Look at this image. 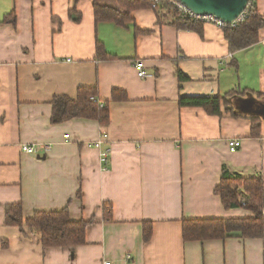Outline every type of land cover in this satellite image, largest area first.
I'll return each instance as SVG.
<instances>
[{
    "label": "crops",
    "instance_id": "1",
    "mask_svg": "<svg viewBox=\"0 0 264 264\" xmlns=\"http://www.w3.org/2000/svg\"><path fill=\"white\" fill-rule=\"evenodd\" d=\"M93 2L0 0V264H264V235L185 242L181 227L252 217L225 209L214 189L224 170L264 185V28L256 44L230 51L213 24L179 29L151 9L132 11L123 26L96 23ZM255 4L264 16V0ZM98 42L108 59L97 57ZM138 60L151 77L137 76ZM80 87H96L107 102V126L51 122L52 100L74 99ZM113 90L126 100L112 101ZM217 96L242 117L178 104ZM102 135L101 149L88 146ZM231 140L240 141L234 152ZM23 145L41 146L43 156ZM15 204L24 220L66 208L71 221L88 223L84 244L43 248L37 233L6 225ZM143 222L152 223L147 242Z\"/></svg>",
    "mask_w": 264,
    "mask_h": 264
},
{
    "label": "trees",
    "instance_id": "2",
    "mask_svg": "<svg viewBox=\"0 0 264 264\" xmlns=\"http://www.w3.org/2000/svg\"><path fill=\"white\" fill-rule=\"evenodd\" d=\"M93 9L96 23L110 21L123 26L128 22L132 11L151 9L156 12L160 24L167 19L169 24L176 28L188 29L196 33H201L203 24L181 14L173 5L172 0H158L156 4L152 0H117L116 7L100 5L97 0H94ZM10 15L5 17L3 21H11ZM262 28H264V16L257 12L255 1L250 2L237 26L233 29H223L229 50L236 51L253 46L258 42V32ZM96 55L101 60L109 58L100 42L96 44ZM177 74L180 80L184 79L179 72ZM96 96V87H80L74 99L65 96L54 98L52 100L51 122L57 124L80 118L96 120L102 127L107 126L109 122L108 104L98 101ZM111 99L112 101H124L126 95L123 92L113 90ZM178 104L180 107L202 108L207 114L215 116L221 115V106H224L225 111H231L234 117H242L232 111L229 107V101L224 97L180 98ZM248 119L252 124V136L257 135L258 118L253 116ZM214 194L220 198L225 209L244 208L252 213V217L182 220V238L185 242H202L235 237H263L264 185L260 176L230 175L224 170L220 183L214 189ZM87 224L84 221H71L66 208L56 212H36L26 220L23 218L22 208L19 204L10 205L6 208V225L18 227L21 231L27 229L29 232L37 233L43 248L83 245ZM142 226L143 240L147 242L151 237L152 223L143 222Z\"/></svg>",
    "mask_w": 264,
    "mask_h": 264
},
{
    "label": "built area",
    "instance_id": "3",
    "mask_svg": "<svg viewBox=\"0 0 264 264\" xmlns=\"http://www.w3.org/2000/svg\"><path fill=\"white\" fill-rule=\"evenodd\" d=\"M152 1L154 2V4H156L158 2V0H152ZM253 1H255V0H249L248 5L250 2H253ZM172 2H173V5L177 8V10L181 14L186 15L190 18H193L194 20L199 21L201 23L213 24L214 26H216L220 29H224V28L233 29V28H235L237 26L238 22H240L242 20V18L244 16V12H245L244 11L243 14L237 20H235L231 23H225L221 19H219L215 16H212V15H195L193 12H191L188 8H186L180 2H178L176 0H172ZM134 68L137 72V76L140 79H145V78L152 76L151 74H149L145 71L143 61H140V60L135 61L134 62ZM104 139H105V135H102L98 141H96L92 144H89L88 146L99 150V149H101V146L104 143ZM239 146H240V141H238V140H231L228 142V147H229V150L231 152H234L236 149L239 148ZM42 149H44L46 151V150H48V146H45ZM21 150L23 153L28 154V155L33 156V157L40 158L41 156H43L40 152L41 146H36V145L35 146H24L23 145L21 147ZM100 159H101V162L103 164H106L108 161V152H106V151L100 152Z\"/></svg>",
    "mask_w": 264,
    "mask_h": 264
},
{
    "label": "water",
    "instance_id": "4",
    "mask_svg": "<svg viewBox=\"0 0 264 264\" xmlns=\"http://www.w3.org/2000/svg\"><path fill=\"white\" fill-rule=\"evenodd\" d=\"M195 15H212L225 23L237 20L245 11L249 0H176Z\"/></svg>",
    "mask_w": 264,
    "mask_h": 264
}]
</instances>
